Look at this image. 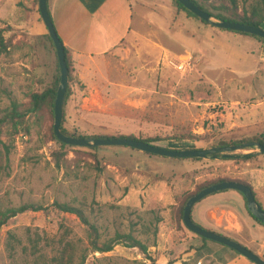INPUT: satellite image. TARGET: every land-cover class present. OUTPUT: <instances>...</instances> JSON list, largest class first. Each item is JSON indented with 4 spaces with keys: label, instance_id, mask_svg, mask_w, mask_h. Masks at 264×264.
<instances>
[{
    "label": "rangeland",
    "instance_id": "1",
    "mask_svg": "<svg viewBox=\"0 0 264 264\" xmlns=\"http://www.w3.org/2000/svg\"><path fill=\"white\" fill-rule=\"evenodd\" d=\"M204 1L218 6L222 0ZM252 1L236 0L239 12ZM33 2L0 0V28L11 27L6 36H15L10 48L0 55V111L12 101L27 102L30 92L43 91L58 74L55 49L46 38L48 31L42 27ZM207 8L215 12L209 5ZM260 27L264 29L263 24ZM139 55L135 47L126 45L101 56L71 55L74 82L65 105L64 128L87 136H158L163 140L154 145L178 150L210 148L209 144L220 140L264 134V72L243 78L227 72L210 81V74L196 58L163 60ZM173 62L184 66L176 67ZM47 124V117L29 114L16 136L10 122L3 127L1 139L12 151L7 165L1 148L0 211L25 203L41 204L46 210L20 214L1 227L0 264H32L29 237L37 234L46 237L40 247L49 256L55 254L60 239L72 242L78 255L87 247L86 227L76 215L56 210L55 202L83 206L99 226L103 240L116 231L132 232L149 246L155 260H147L137 248L117 245L109 253H90L85 264H167L170 257L177 258V264H210V259L199 258L204 256L202 252L182 258L201 239L187 228L174 227L171 205L196 182L210 177L248 175L253 186L264 184V168H250L240 161L151 157L126 146L100 147L95 152L98 163L89 155L91 148L73 147L79 153L69 151L67 168L71 169H59L51 156L58 147L46 142ZM179 134L198 138L175 139ZM249 152L238 150L236 154ZM259 201L264 208V193L259 194ZM244 203L240 198L239 202H215L213 206L236 211L224 213L215 222L228 235L263 253L264 233L247 214ZM200 207L194 206L193 217L201 218L199 214L210 222V204ZM158 215L163 220L155 237L152 222ZM144 225L150 227L146 233ZM9 234L21 241L14 258L6 248Z\"/></svg>",
    "mask_w": 264,
    "mask_h": 264
},
{
    "label": "crops",
    "instance_id": "2",
    "mask_svg": "<svg viewBox=\"0 0 264 264\" xmlns=\"http://www.w3.org/2000/svg\"><path fill=\"white\" fill-rule=\"evenodd\" d=\"M48 9L59 38L75 58L105 55L126 45L135 47L140 57L148 59L196 58L201 68L210 74V81L227 72L242 78L264 72L263 41L206 25L177 10L172 0H48ZM253 188L258 198L264 193V184ZM239 198L244 201L234 190L213 193L194 205L202 209L210 204V222L199 214L201 218L193 217V209L192 219L204 228L228 235L215 219L236 211L213 205L232 199L239 202ZM207 199L209 203L204 202ZM262 227L259 231L264 233ZM192 238L191 244L194 243ZM198 243H195L197 247L186 250L182 258L187 254L195 256L197 251L204 255L199 258L210 259V264L253 263L213 242L201 239ZM261 246L264 247V242ZM251 250L264 258V252Z\"/></svg>",
    "mask_w": 264,
    "mask_h": 264
},
{
    "label": "trees",
    "instance_id": "3",
    "mask_svg": "<svg viewBox=\"0 0 264 264\" xmlns=\"http://www.w3.org/2000/svg\"><path fill=\"white\" fill-rule=\"evenodd\" d=\"M174 6L176 7L177 10L179 11H184L186 12L189 16L194 17L198 20H200L202 23L208 25L206 22L202 21L199 17H197L195 14L187 10L178 0H172ZM194 2L196 5L200 6L203 8L205 11L211 13L213 16L219 19H224L232 22H240V23H245V24H250L254 26L260 27L262 23L264 22V0H253L250 6L247 8H243L242 12H239L238 4L236 0H222L219 1L218 6H213L212 4H208L204 0H191ZM226 1H229L227 4ZM34 6L37 7V12L40 15L39 11V0H34L33 2ZM210 6L212 9L215 10V12L211 11V9L207 8V6ZM41 16V15H40ZM42 19V18H41ZM43 21V20H42ZM10 28H0V55L5 53L9 48L10 44L12 43V39L15 37L14 35H11L9 37L6 36V33H9L11 31ZM231 32H235L238 34L250 36L256 39H259L264 42V38H261L259 36L249 34L246 32H237V31H232L228 30ZM46 38L48 42L50 43L51 47L55 49L54 43L49 35V33L46 34ZM65 53H66V63L69 69V82L63 102V118H62V123H61V129L64 133L72 135V136H78V137H84V138H102V137H128L132 138L134 140H140L146 143L154 144L155 142L162 141L163 139L159 138L158 136L154 137H147V138H136L134 136H125V135H119V136H108V135H77L75 133H72L68 131L67 129L64 128L63 123L65 121V105L67 102V99L71 96L72 94V83L74 82V75H73V66H72V61H71V51L65 47ZM56 52V51H55ZM57 56V55H56ZM57 70L58 74L54 77L53 82L51 85L47 86L43 91H33L28 94V101L27 102H17V101H12L10 106L6 108L5 110L0 111V170L3 168L2 164V152L1 148H4L5 152L4 155L6 156V161L7 165L9 162V154L12 151V149L9 147V145L5 144V142L2 141L1 137L3 135V127L6 123L10 122L12 129L14 132H12L13 135H17L22 127L24 126V119L29 115L32 114L37 118H43L44 116L48 118V124L47 130L44 133L46 142H54L57 145V149L54 150L51 154L52 160L55 163L56 167L61 169L66 168V169H71L67 168L68 164L67 162L69 161L67 159V155L71 149L72 151L77 155L79 152L77 150H74L73 147L76 146H71L68 144H65L61 141H59L56 138V135L54 133V104H55V99H56V94H57V89L60 81V68H59V63H58V58H57ZM14 136V137H15ZM198 138L197 135L193 134H179L175 137V139L178 140H194ZM204 141L207 143L211 142L212 140L208 141L207 138H202ZM255 140L260 142L261 144L264 145V134H258L255 136H252L247 139H241V140H230V141H224L220 140L216 143L209 144L208 147H214V146H231V145H236L242 142L246 141H251ZM12 143H15V138H13ZM84 148V147H83ZM100 147H95L91 148L92 154H89L93 157V159L98 163V156L95 153ZM251 150V149H250ZM94 152V153H93ZM148 156H158L155 154L151 153H144ZM216 157H221V160L224 161H235V162H243L245 164H248L250 168H264V154H258L255 152L247 153V154H226L225 153H215L213 154ZM212 156L211 159H216V157ZM167 158V157H164ZM173 159V158H169ZM191 160H201V158H190ZM187 160V159H183ZM100 169V168H99ZM156 181L157 180H162L161 177H155ZM224 180H231V181H238L247 184L253 189V193L255 195L256 200L258 203L261 205L258 195L256 191L254 190L250 177L248 175L245 176V178H232L230 176H216L214 178H209L207 180H202L196 182L195 187L191 191H186L184 192L181 196H179L176 199L175 204L171 205L170 207V217L171 220L173 221L174 227L178 230H183L186 229V226L183 223V211L184 207L188 201V199L194 195L197 194L199 191H201L204 187L209 186L211 184L221 182ZM228 190H223L220 192H225ZM238 192V191H237ZM240 195H242L244 202H245V209L247 211V214L258 224L261 226H264V224L259 221L257 218H255L247 209L246 205V199L243 196L242 193L238 192ZM200 202V201H199ZM54 208L58 210L59 212L62 213H71L74 214L78 217V219L81 221V223L86 227L87 229V247L82 249L80 251V254H76L74 252V244L70 241L66 240H59V247L57 248L55 254L52 256H49L44 250H42V247H40L41 241L45 240V236H41L40 234H37L36 237H29V242H30V247H31V255L33 256L32 264H85L88 256L90 253H109L113 251V249L117 245H124L128 248H137L138 251L144 255V257L147 260H150L151 262L155 263V260L152 258L151 254L149 253V246L143 242L142 240L136 238L132 232L129 233H121L119 231H116L115 234L105 240L102 239V235L100 232L99 226L91 221L89 216L86 214L83 206H73L69 205L66 203H58L55 202L53 204ZM262 206V205H261ZM263 207V206H262ZM46 207H44L41 204H33V203H25L22 204L18 207H7L5 210L0 211V229L2 226H4L9 220L15 218L16 216L27 213V212H40V211H45ZM192 216V215H191ZM162 216L158 215L155 217V221L152 222L154 229H153V235L156 237L158 234V225L162 222ZM145 233L146 231L150 230L149 226H145ZM225 235V234H223ZM229 238H232L236 241H239L235 237H231L228 235H225ZM200 237V236H198ZM204 242L210 241L213 242L219 246H223L227 250H229L232 253L238 254L236 251L233 249L217 243L212 240H208L206 238L200 237ZM240 242V241H239ZM242 243V241H241ZM21 245V241L16 238L14 234H9L7 242H6V248L9 253V256L11 258H14L16 249L18 246ZM25 247H23L24 249ZM178 259L175 258L173 260H169L167 264H174L175 261Z\"/></svg>",
    "mask_w": 264,
    "mask_h": 264
},
{
    "label": "water",
    "instance_id": "4",
    "mask_svg": "<svg viewBox=\"0 0 264 264\" xmlns=\"http://www.w3.org/2000/svg\"><path fill=\"white\" fill-rule=\"evenodd\" d=\"M178 2H180L187 10L199 17L202 21L211 26L225 30L246 32L264 38V29H262L261 27L216 18L211 13L205 11L203 8L196 5L191 0H178ZM39 11L43 23L46 26L47 31L54 43L60 68V81L54 104V133L59 141L71 146L84 148L126 146L144 153H151L161 157L173 159L211 158L215 153L221 152L225 153V155H229L232 153L236 154V151L238 150L246 149H251V152H255L258 154H264V145L255 140L246 141L231 146H214L210 148H192L178 150L163 148L154 144L146 143L140 140H134L128 137L84 138L64 133L61 129L63 118V102L69 82V69L66 63L65 48L54 27L48 9V0H39ZM219 158L221 159V157H216V159ZM223 190H234L242 193L246 199L248 211L264 224V208L256 200L253 189L242 182L224 180L204 187L201 191H199L197 194L192 195L188 199L183 211L184 225L195 235L223 244L233 249L240 255L244 256L254 264H264V258L261 255L249 249L241 242L229 238L218 232L204 228L193 221L191 213L194 205L207 196Z\"/></svg>",
    "mask_w": 264,
    "mask_h": 264
},
{
    "label": "built area",
    "instance_id": "5",
    "mask_svg": "<svg viewBox=\"0 0 264 264\" xmlns=\"http://www.w3.org/2000/svg\"><path fill=\"white\" fill-rule=\"evenodd\" d=\"M175 64V62H173ZM190 65V63H188ZM176 67H179V68H182L184 66V63H181V64H175Z\"/></svg>",
    "mask_w": 264,
    "mask_h": 264
}]
</instances>
